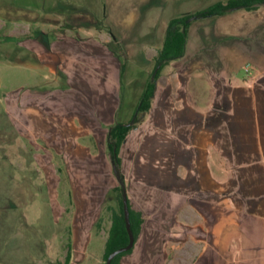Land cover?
<instances>
[{
	"label": "crops",
	"instance_id": "0c3cea01",
	"mask_svg": "<svg viewBox=\"0 0 264 264\" xmlns=\"http://www.w3.org/2000/svg\"><path fill=\"white\" fill-rule=\"evenodd\" d=\"M243 13L250 19L246 29H253V10L204 19L237 24ZM188 38L185 55L162 69L151 110L120 149L128 200L144 220L121 264L140 263L145 252L152 255L148 264H264V79L239 82L230 71L204 78L191 64L202 59H187ZM108 54L98 57L107 64L104 71L79 56L83 67L74 84L69 81L71 93H52L26 107L27 136L37 147L41 141L35 160L50 174L59 159L57 171L66 174L63 189L73 204L64 215L74 216L75 247L77 239L88 237L87 252L99 244L93 228L105 195L117 186L108 127L131 120L150 78L144 72L129 112L122 113L121 67ZM181 254L191 255V262L183 263Z\"/></svg>",
	"mask_w": 264,
	"mask_h": 264
},
{
	"label": "rangeland",
	"instance_id": "374dc122",
	"mask_svg": "<svg viewBox=\"0 0 264 264\" xmlns=\"http://www.w3.org/2000/svg\"><path fill=\"white\" fill-rule=\"evenodd\" d=\"M227 1L0 0V264H66L68 254L67 264H102L103 245L119 207L117 193L106 194L93 228L99 244L87 252L89 239L82 237L74 246V216L64 215L73 207L69 190L63 189L66 174L57 171L58 158L50 174L35 160L41 141L37 147L35 139L27 136V104L32 106L52 93H71L69 81L74 84V76L83 67L79 56L86 55L91 69L104 71L107 64H100L98 57L107 52L114 55L119 68L124 65L119 110L129 112L144 72L151 75L154 70L168 22ZM224 20L192 21L187 59L202 60L186 63L206 79L207 72L212 79L230 71L231 76L237 74L233 80L256 84L264 79V6L253 10L251 30L246 29L250 19L244 13L237 15V24ZM216 54L211 61L209 55ZM179 256L183 263L191 262V255ZM151 257L145 252L137 264L151 263Z\"/></svg>",
	"mask_w": 264,
	"mask_h": 264
},
{
	"label": "trees",
	"instance_id": "16d2710c",
	"mask_svg": "<svg viewBox=\"0 0 264 264\" xmlns=\"http://www.w3.org/2000/svg\"><path fill=\"white\" fill-rule=\"evenodd\" d=\"M264 4V0H228L227 2H217L204 10L198 11L194 14L172 18L167 25L163 45L155 59V67L147 80L143 89L142 95L139 99L137 107L131 120L128 123L116 122L110 126L107 137V146L111 153L113 164L124 181V176L121 173V158L120 149L125 142L128 134L136 129L138 125L143 121L146 114L151 110L153 99L155 97V91L157 88V81L162 69L171 61L181 59L186 52V44L188 38L189 27L194 20L223 16L233 10L245 9L255 10L260 5ZM124 71V65L121 68V72ZM118 200V210L114 211L112 218V225L109 233V237L105 245L104 263L108 255L120 247L126 246L129 242V236L126 229L124 210L122 202V188L118 185L115 188ZM130 223L131 229L135 237V243L141 232V227L144 222L142 213L134 210L130 202ZM134 248V247H133ZM133 248L129 251L119 254L111 264H121L122 258L133 251ZM69 254L66 257V264L69 262Z\"/></svg>",
	"mask_w": 264,
	"mask_h": 264
},
{
	"label": "water",
	"instance_id": "95a60500",
	"mask_svg": "<svg viewBox=\"0 0 264 264\" xmlns=\"http://www.w3.org/2000/svg\"><path fill=\"white\" fill-rule=\"evenodd\" d=\"M113 171L115 174V177L119 183V185L122 188V202H123V210H124V219H125V224H126V229L128 232V236H129V242L126 246L120 247L118 249H115L114 251H112L107 259L105 264H111L112 261L121 253H124L126 251H129L130 249H132L134 247L135 244V237L134 234L132 232L131 229V223H130V210H129V203H128V197H127V190H126V185H125V181H123L121 179V176L116 168V165L113 164Z\"/></svg>",
	"mask_w": 264,
	"mask_h": 264
}]
</instances>
